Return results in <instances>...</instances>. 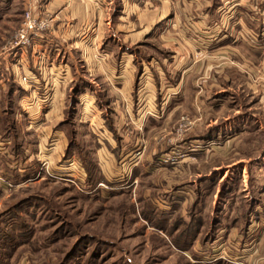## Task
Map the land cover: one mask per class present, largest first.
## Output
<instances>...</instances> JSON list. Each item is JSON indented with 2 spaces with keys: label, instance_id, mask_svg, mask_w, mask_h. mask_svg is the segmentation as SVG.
<instances>
[{
  "label": "rangeland",
  "instance_id": "obj_1",
  "mask_svg": "<svg viewBox=\"0 0 264 264\" xmlns=\"http://www.w3.org/2000/svg\"><path fill=\"white\" fill-rule=\"evenodd\" d=\"M173 1V11L181 19L169 24L196 40L201 46L196 49L198 57L205 59L214 43L209 40L218 31L206 27L215 19L209 20L203 6H194L197 0ZM26 3L0 0V139L9 140L25 168L14 181L19 184L14 191L0 192V264H264V122L258 133L253 122L261 118V106L256 93L240 91L242 76L221 74L220 82L213 83L217 87L205 90L201 82L206 87L212 82L211 71L202 78L192 74L179 109L168 113L161 104L156 109L139 105L132 110L138 119L131 123L117 104L115 111L105 108L117 95L97 71L101 54L108 52L104 48L117 52L118 46L63 49L51 46L45 32L26 54L38 58L37 66L29 60L26 65L37 78L39 66L43 74L49 67L55 70L48 76L47 97L39 88L31 98L32 90L21 91L26 86L21 78L29 73L19 68L22 54L3 52L24 13L39 12ZM187 18L192 24L202 19L206 26L186 30ZM131 48L145 58L156 55L152 43ZM70 58H74L71 88L60 102L62 68ZM250 78L257 83V76ZM82 87L94 96L80 94L76 106L74 90ZM119 114L124 116L121 124ZM104 118L110 124L114 118L117 135L125 133L127 138L117 155L106 147V142L116 144ZM235 119L248 122L238 134L228 126ZM214 128L211 140L195 139ZM55 131L63 132V146L70 145L71 153L89 165L97 161L108 183L95 188L87 184L78 155L70 156L76 157L73 168L63 166L66 158L57 160L54 150L51 155ZM94 142L101 144L97 152ZM4 162L0 155V168Z\"/></svg>",
  "mask_w": 264,
  "mask_h": 264
},
{
  "label": "crops",
  "instance_id": "obj_2",
  "mask_svg": "<svg viewBox=\"0 0 264 264\" xmlns=\"http://www.w3.org/2000/svg\"><path fill=\"white\" fill-rule=\"evenodd\" d=\"M24 1L25 3L30 1L35 9L39 8V12L48 15L50 28L47 32L49 33L51 46L56 44L63 49L69 48V46H74V49L79 48V46L81 49L89 48V44H103V47L118 46L117 52L113 49L104 48L108 52L101 54L100 61L97 63V71H100L102 75L100 76L107 89L117 95L115 100L112 98L105 108L115 111V104H117V108L126 111L131 123H135L138 119L133 111L138 109L139 105L143 108L148 106L156 109L157 104H161L160 108L169 110L168 113L179 109L184 102L188 78L192 74L202 78L207 75V72L211 71L208 75L212 77V82L207 84V87L204 82H201L205 90L207 88L212 90V87L215 86L213 85L214 80L220 82L218 78L223 74L225 77L233 73H237L236 76H242L244 83L240 91L257 94L256 98H258L261 106L260 116L262 119L255 117L253 127L258 133L261 131L264 122V0H201V2L197 0L194 6H203L205 13L209 14V20L215 19L212 23L207 24L208 31L218 28V31L214 33V38L212 37L209 40V42L213 41L214 43L210 46L212 49H210V54L205 59L198 57L196 49L201 48V46L194 42L196 40L184 37L178 32L175 25L169 24V20H172V23H177L174 20L181 19L173 11V5H171L174 3L173 0H154L152 2L143 0ZM182 4L185 5L184 2ZM197 4L200 6H196ZM180 9L182 15H186L183 12L184 8L181 7ZM195 9L197 8L193 9L194 13L198 14ZM221 11L224 12L223 15H220ZM219 17L221 18L220 21ZM187 19H184L183 22L185 26L188 25L185 28L186 30L197 28V24L201 25L203 23V15L201 21H194L193 24ZM204 25L206 26V24ZM143 42L156 45V48H152L156 55L152 53V56L145 58L138 55L140 51L131 48L133 45L142 44ZM82 53L81 57L83 56ZM21 56L22 60L19 68H21L22 73L29 72V66L26 65L27 60L30 63L34 62V67L37 66V57L32 56L30 58V56L24 54ZM137 56L140 57L137 59ZM92 58L89 57L90 60ZM70 59L62 68L65 72L64 84L62 81H58L63 84L59 92L64 91V95L61 93V100L59 98L60 102L63 101L69 87L71 88L70 84L74 74H72L71 68L74 65L72 62L74 58ZM76 59L78 63L82 62L81 58ZM82 59L87 65L86 58L83 56ZM210 59H213L212 65H210ZM53 70H55L54 66L45 69L43 78L52 75ZM88 71L90 73L89 68ZM251 76H257V83L251 82ZM112 80L115 83H112ZM41 81L42 77L37 78L32 86L25 84L28 88L23 86V92L32 90L33 87L41 89L43 85ZM196 82H198V79ZM107 83L111 84L112 89ZM145 84L148 85V88H145ZM86 88L81 94L87 92L93 97V92L91 90L87 91ZM54 89L55 85L53 91ZM199 93L198 91L195 92V100ZM79 98L80 95L78 100ZM111 110L109 111L112 113ZM123 117V114L122 116L119 114L120 124ZM113 119L111 121L113 131L106 127L111 132V140L116 145L112 146L109 142H106V147L117 155L118 152L122 151L123 140L127 138H125V133L120 137L117 135L118 130L114 126ZM261 120H263L262 123ZM107 122L109 121L106 120V125ZM149 123H153V121H148ZM247 123L245 119H235L229 121L228 126H230L229 129L238 134L240 130H243L242 126L244 127ZM214 130L216 132L217 128H214ZM210 132L198 136L194 135L196 136L195 139L211 140L216 136V133L212 138L207 139L205 136ZM51 135H53V148L50 154L53 155L54 150L57 160H60L59 156L65 157L64 134L62 131H55ZM100 147L101 144L96 152ZM74 158L76 157H66L62 160L63 166ZM81 160L77 158L79 165ZM95 163L103 174V168L99 166L100 164L97 161Z\"/></svg>",
  "mask_w": 264,
  "mask_h": 264
},
{
  "label": "built area",
  "instance_id": "obj_3",
  "mask_svg": "<svg viewBox=\"0 0 264 264\" xmlns=\"http://www.w3.org/2000/svg\"><path fill=\"white\" fill-rule=\"evenodd\" d=\"M44 1V0H37ZM50 28V19L46 13L34 12L33 9L27 10L23 15V20L20 23L18 30L15 35L6 42L3 47V52L7 54H27V51L31 49L35 42L43 38L44 33L47 32ZM40 76L42 77V87L41 92L43 97H47L49 94L48 87L50 86V81L48 78H43V72L39 66ZM51 74V72H50ZM37 77L35 73H28V75H23L21 81L26 85H31L36 81ZM36 90L38 88H32L31 98L37 94ZM31 126V125H30ZM139 151V149H137ZM137 151L136 158L140 155ZM0 155L5 158V162L0 168V192L5 194L14 191L18 187L17 177L20 176L25 169L22 167V162L19 159V156L14 152L10 146V142L7 139H0ZM73 162V163H71ZM75 161L70 160L67 164L73 168L72 165ZM45 172L49 174L48 168L46 167ZM100 185V184H99ZM102 185V184H101Z\"/></svg>",
  "mask_w": 264,
  "mask_h": 264
},
{
  "label": "trees",
  "instance_id": "obj_4",
  "mask_svg": "<svg viewBox=\"0 0 264 264\" xmlns=\"http://www.w3.org/2000/svg\"><path fill=\"white\" fill-rule=\"evenodd\" d=\"M86 87H82V89H76L74 90V92H76V98H75V105H79V100H78V96L81 94V92L85 89ZM23 92V90H21ZM107 127L112 130V126L110 123L107 122ZM215 130L213 129L209 134H207L205 137H207V139L212 138L215 135ZM196 137V136H195ZM99 147L97 142H94V148L97 149ZM74 155H78L81 159H82V163L84 166V169L86 171V182L87 184L91 185L92 188L97 187L98 184L100 183H108L105 178L103 177V175L100 172V169L97 167L96 163L92 165V163L90 162L91 165H89L87 163V161L82 158V156H80L79 154L76 153H71L70 152V145L67 147L66 149V153H65V158L66 157H70V156H74ZM89 168H92L93 170H89ZM137 167H135V169L133 170V175H135V173L137 172Z\"/></svg>",
  "mask_w": 264,
  "mask_h": 264
}]
</instances>
